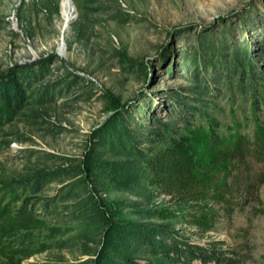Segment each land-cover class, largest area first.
<instances>
[{
    "label": "rangeland",
    "instance_id": "374dc122",
    "mask_svg": "<svg viewBox=\"0 0 264 264\" xmlns=\"http://www.w3.org/2000/svg\"><path fill=\"white\" fill-rule=\"evenodd\" d=\"M0 75L33 84L0 123V264H264V0H0ZM160 143L208 185L193 216Z\"/></svg>",
    "mask_w": 264,
    "mask_h": 264
},
{
    "label": "trees",
    "instance_id": "16d2710c",
    "mask_svg": "<svg viewBox=\"0 0 264 264\" xmlns=\"http://www.w3.org/2000/svg\"><path fill=\"white\" fill-rule=\"evenodd\" d=\"M21 77L25 78V76ZM32 86L33 84L25 85V79L15 78L13 75H0V123L5 124L13 121L27 107L31 101ZM187 155L186 150L181 147L160 143L157 147L148 150L146 156L143 157L153 173V183L160 187L165 194L177 197L179 207L190 204L192 209L190 214L193 216L195 208L205 199L208 185L189 167ZM29 181L31 180H24L21 183L26 185ZM100 203L104 204L102 201ZM97 210L100 217L108 222L109 217L104 205H99ZM160 228L162 232L166 231L163 226ZM145 229L147 234L141 236L149 246L153 248L162 246L168 256H171L172 253L173 256H176V253L183 251L179 243L170 249L167 243L156 239V235L159 234L156 229L147 227ZM110 254L111 252L104 245L99 252V257L110 259Z\"/></svg>",
    "mask_w": 264,
    "mask_h": 264
},
{
    "label": "bare ground",
    "instance_id": "6f19581e",
    "mask_svg": "<svg viewBox=\"0 0 264 264\" xmlns=\"http://www.w3.org/2000/svg\"><path fill=\"white\" fill-rule=\"evenodd\" d=\"M68 6V4H65V7H67ZM67 16V15H66ZM68 17V16H67Z\"/></svg>",
    "mask_w": 264,
    "mask_h": 264
}]
</instances>
